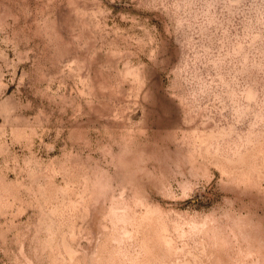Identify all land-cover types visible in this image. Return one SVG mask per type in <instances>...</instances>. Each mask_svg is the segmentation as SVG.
<instances>
[{"label":"rangeland","instance_id":"1","mask_svg":"<svg viewBox=\"0 0 264 264\" xmlns=\"http://www.w3.org/2000/svg\"><path fill=\"white\" fill-rule=\"evenodd\" d=\"M0 264H264V0H0Z\"/></svg>","mask_w":264,"mask_h":264}]
</instances>
